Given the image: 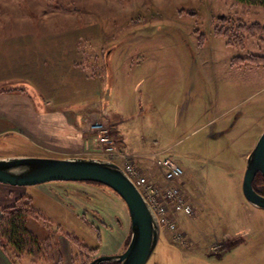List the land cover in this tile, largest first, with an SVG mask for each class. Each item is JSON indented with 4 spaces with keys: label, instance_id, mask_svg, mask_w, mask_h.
<instances>
[{
    "label": "rangeland",
    "instance_id": "374dc122",
    "mask_svg": "<svg viewBox=\"0 0 264 264\" xmlns=\"http://www.w3.org/2000/svg\"><path fill=\"white\" fill-rule=\"evenodd\" d=\"M231 3L0 0V42L29 48L9 80H20L15 86L40 108L44 98L52 110L71 119L78 115L77 121L81 116L86 137L81 154L54 157L6 134L0 139V158L107 160L99 155L90 126L103 124L117 140L111 122L122 121L119 131L126 150L152 153L142 159L150 178L161 181L156 156L181 166L188 187L185 199L194 206L191 218L174 216L175 230L160 228L146 264H264V210L248 204L241 191L246 158L264 130V64H251L247 58L264 56V45L257 34L239 31L232 36L237 26L264 27V9ZM220 16L228 23H219ZM215 28L228 30L229 36H216ZM4 71L9 70L4 67L0 76ZM46 192L47 200L24 196L41 214L32 216L27 227L39 241L52 239L53 260L31 263L26 257L22 264H60L63 257L70 264H89L124 251L130 221L125 207V223L115 222L119 197L110 189L56 182ZM54 210L78 214L87 225L62 221L64 216ZM102 231L107 242L117 246L121 241L116 253L102 243ZM178 238L186 245L174 244Z\"/></svg>",
    "mask_w": 264,
    "mask_h": 264
},
{
    "label": "water",
    "instance_id": "95a60500",
    "mask_svg": "<svg viewBox=\"0 0 264 264\" xmlns=\"http://www.w3.org/2000/svg\"><path fill=\"white\" fill-rule=\"evenodd\" d=\"M257 174L264 180V130L246 158L241 183L246 202L256 209L264 210V196L258 194L252 185ZM51 182L93 183L104 186L115 193L127 209L130 235L124 251L117 255L100 256L89 264L148 262L160 238V225L134 182L120 166L97 158H0L2 185L29 187Z\"/></svg>",
    "mask_w": 264,
    "mask_h": 264
},
{
    "label": "crops",
    "instance_id": "0c3cea01",
    "mask_svg": "<svg viewBox=\"0 0 264 264\" xmlns=\"http://www.w3.org/2000/svg\"><path fill=\"white\" fill-rule=\"evenodd\" d=\"M16 47L17 48H10L8 47L7 44H5V42H0V70H4V67L9 70V71H4L1 74L0 88H2L3 86H9V88H11L9 90L0 89V139L3 137V135L6 134L15 135L18 137V139H25L26 141L30 142L34 146V148L40 149L42 152L46 154H50L51 156L54 157L65 156V155L77 156L81 154L84 150V143H85L84 139L86 138L85 132L83 131L82 123L80 121L81 116H79V120L77 121L78 115L71 119L70 117H68L67 115H65L60 111L52 110L51 108H49V104L51 103V101L44 98L41 99L44 104L43 105L44 109L40 108L39 106L36 105L35 100L27 93L26 90L24 89L22 90L17 86H15L16 83H18L20 80H16V81H13V79L9 80V78H11L9 76L11 75L8 74L18 69V68L14 69V67L19 66V63L22 64L20 62L21 54L22 55L24 54L26 56L29 53L28 47L25 48L21 44H18ZM15 55H18V58L17 60L13 61V57ZM23 83L28 87L32 88V85L28 80H24ZM39 95L41 96V94ZM110 115L108 116V119L112 121L113 120L112 114L110 113ZM111 123L114 125V129L115 132L117 133V138H118L117 143H119L121 149L124 151L125 154L131 156V162L135 166V168L142 175H145L146 177L150 178L151 177L150 172H148L147 169H145V165L143 163L144 160L142 159L146 158V156L148 155H152V153L148 154L147 152L143 153L142 151H132V150L127 151L126 146L124 145V135L122 136L123 133L119 131L120 124L122 123V121H118V123L116 124H114L113 121ZM185 182H187L186 175L182 177V179L180 180V185L184 189L185 194L188 195L187 194L188 187L186 186V184H184ZM53 183L52 184L46 183L37 186H29V187H13V186L0 184V209L3 207L13 205L16 202V200H18L19 198L25 195L30 197L31 196L33 197L35 195H42L46 199L47 196L46 187H48L49 185H53ZM51 187H55V186H51ZM118 201H119L118 203L115 202L118 207V211L115 210L116 212L115 214H113L114 215L113 218L116 219L115 221L116 223L121 220V223L123 224L125 223L124 221L126 216L125 206L122 204L121 200L118 199ZM120 210L121 213H119ZM62 211L54 210L53 212L59 214V217L63 215L64 218L61 219L62 221H68L75 226H79V225L81 227L85 226L86 223L82 221V219L78 216V214L77 216H75L74 214L66 210H62ZM80 222L85 224L82 225ZM91 227L89 228H91L92 230L96 229L93 224L91 225ZM103 227L104 226L101 225L100 230H102ZM100 236H101V241L103 238L102 243L107 247L108 250H110L111 254L116 253L117 252L116 250H118V248H120L121 246V241L120 243H117L116 246V244H114L113 242L111 241L107 242L104 239L103 231L101 232ZM124 236H126V233ZM124 240L125 237H123V241ZM0 264H12V262L1 251V249H0ZM60 264H70L69 258L63 257V261Z\"/></svg>",
    "mask_w": 264,
    "mask_h": 264
},
{
    "label": "built area",
    "instance_id": "2783aa9c",
    "mask_svg": "<svg viewBox=\"0 0 264 264\" xmlns=\"http://www.w3.org/2000/svg\"><path fill=\"white\" fill-rule=\"evenodd\" d=\"M90 130L96 135L98 142L97 149L99 155L105 156L107 160L120 163L123 170L134 182L150 208L157 216L159 225L164 230H175V217L181 214L186 217L193 216V205L186 200L184 189L180 185V180L184 176V171L180 165L172 161L169 157L159 159L156 156L155 165L161 173V181L153 180L142 175L132 164L131 156L124 153L110 129L103 124L96 123L90 126ZM168 210V211H166ZM174 217L173 222L169 216ZM177 226V223H176ZM174 244L186 243L182 239H173Z\"/></svg>",
    "mask_w": 264,
    "mask_h": 264
},
{
    "label": "trees",
    "instance_id": "16d2710c",
    "mask_svg": "<svg viewBox=\"0 0 264 264\" xmlns=\"http://www.w3.org/2000/svg\"><path fill=\"white\" fill-rule=\"evenodd\" d=\"M230 1H232L231 4L234 6H254L264 9V0ZM218 22L225 24L228 23V20H226L223 16H220L218 18ZM214 31L215 35L218 37L225 38L226 36H229L228 30L226 32H221L219 29L215 28ZM235 31L236 34H233L232 36H237L239 31L248 32L249 35L257 34L260 37V41L264 45V27L259 24H251L248 27L237 26ZM230 42L227 41L226 44L231 46L232 43ZM247 59H249L251 64H264V56ZM255 182L256 183L253 184L254 190L264 196V182L260 175L257 176ZM258 183L262 185L259 186V188ZM36 215H38V217L41 216L39 212H36V210L31 207V201L24 196L16 200L13 205L0 209V249L9 258L12 264H22L26 260V257L31 258V263H51L53 260V252L51 250L54 245L52 244V239L47 237L39 241L27 227L28 220L32 218V216ZM67 237L72 244L78 246L75 239L70 238L69 236ZM79 248H81V250L85 249L81 246ZM100 264L116 263L105 262Z\"/></svg>",
    "mask_w": 264,
    "mask_h": 264
},
{
    "label": "flooded vegetation",
    "instance_id": "af4514ba",
    "mask_svg": "<svg viewBox=\"0 0 264 264\" xmlns=\"http://www.w3.org/2000/svg\"><path fill=\"white\" fill-rule=\"evenodd\" d=\"M256 176H258V174H257ZM256 176H255V178H256ZM255 178H254V179H255ZM263 182H264V180H263ZM253 183H254V180H253ZM253 189H254V188H253ZM97 264H100V263H97Z\"/></svg>",
    "mask_w": 264,
    "mask_h": 264
},
{
    "label": "bare ground",
    "instance_id": "6f19581e",
    "mask_svg": "<svg viewBox=\"0 0 264 264\" xmlns=\"http://www.w3.org/2000/svg\"><path fill=\"white\" fill-rule=\"evenodd\" d=\"M147 175V174H146ZM103 256H109V255H103Z\"/></svg>",
    "mask_w": 264,
    "mask_h": 264
}]
</instances>
